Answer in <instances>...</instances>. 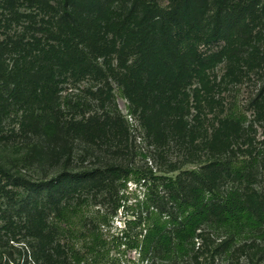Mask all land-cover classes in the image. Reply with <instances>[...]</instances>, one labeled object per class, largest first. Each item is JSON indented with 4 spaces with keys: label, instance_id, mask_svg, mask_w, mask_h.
<instances>
[{
    "label": "trees",
    "instance_id": "trees-1",
    "mask_svg": "<svg viewBox=\"0 0 264 264\" xmlns=\"http://www.w3.org/2000/svg\"><path fill=\"white\" fill-rule=\"evenodd\" d=\"M158 1L0 0V29L16 24L35 31L40 22L46 33L28 40L16 32L0 36V137L14 114L15 135L33 143L13 163L36 176L0 164V264H117L115 241L137 249L147 264H207L230 258L242 241L264 243V183L256 186L252 153L241 158L234 142L175 175L140 173L126 160L129 123L117 104L107 108L104 101L114 97L115 81L150 140L165 139L183 123L187 130L191 108L202 110L201 68L210 59L195 48L185 50L194 38L184 41L181 30L226 39L219 55L231 42L244 49L241 54H252L264 42V0H168L165 7ZM85 79L103 81L97 97L102 110L90 113L89 103L63 96ZM198 83L200 89L192 88ZM260 97L263 106L264 91ZM183 112L184 120L170 126ZM224 113L221 127L240 131L245 117L226 105ZM79 143L87 157L98 147L110 156L76 170L75 162L87 159L76 156ZM58 166L62 170L49 178ZM132 179H153L157 190L145 193L137 218L111 235V217L126 207L121 191Z\"/></svg>",
    "mask_w": 264,
    "mask_h": 264
},
{
    "label": "rangeland",
    "instance_id": "rangeland-1",
    "mask_svg": "<svg viewBox=\"0 0 264 264\" xmlns=\"http://www.w3.org/2000/svg\"><path fill=\"white\" fill-rule=\"evenodd\" d=\"M237 1L239 5H242V1ZM158 2L164 7L169 5L168 0H159ZM235 12L239 13L240 8L235 9ZM39 19L40 17H38ZM35 27L38 29L42 25L39 22ZM252 28L255 30H253V33L258 31V26ZM37 29L35 30L36 33L35 31L25 30L13 24L10 28L0 29V36L5 38L6 35L15 34L16 32V34L20 33L28 40L32 36L31 34L38 36H42V34L46 35L42 30L38 29V31ZM179 30L181 29H176V31ZM185 31L190 33V29L186 27L181 30L182 34H184V41L187 37L189 40L194 38V40L185 45V50L188 51V49L195 48L203 55L206 54L210 59V63L207 65L208 68H201L202 74H205V87H202L203 90L201 92L203 94L199 97L202 110L195 108L194 104L189 115L186 116L185 110L181 114L182 117L180 115L171 119L172 121H170L169 125L175 126L183 121L186 116L188 124H190L187 130L184 129L185 123H183V126L169 129L170 133H168V137H165V139L150 140L144 128H140L139 119L129 113V101L122 96L117 88V84L113 81L111 85L115 89L111 92L115 93L114 97L105 98L104 101L107 108H114L115 104H117L119 111L127 119L131 128V137H129L130 156H127L126 160L132 161L140 173L148 172L152 169L155 175H175L180 169L196 168L205 164L211 158L224 153V150H228L235 142L237 149L234 150H237L236 153L241 158H248L249 152L253 154L252 156L256 157L255 160L259 170V181L256 186L259 187V184L264 183V115H261V110L264 107L263 100V106H259L260 93L264 91V54H259V51L264 50V42L257 43V50L252 54H241V51L244 49L237 48L238 42H231L232 46L230 49L219 55L218 53L221 48L229 45L226 39L212 40L208 34L203 32H191L187 36L185 35ZM194 36H196V40ZM48 42L56 41L49 40ZM186 74L189 73L187 72ZM102 85L103 81L85 79L75 87L68 86L67 90L63 91V96L68 95L70 99L89 103L88 108H90V113H94L102 110L97 98L99 96L98 88ZM196 86H198V89L201 88L199 83L192 86V88ZM209 96L214 97L217 101L209 103ZM259 97L260 99L257 102V98ZM104 101H102V107ZM192 102L195 103V100ZM225 105L228 108L234 107L245 117V123L241 125L240 131L233 130L227 125L221 127L219 120L225 115ZM197 114H200L198 116L200 119H197ZM15 118L14 114H12L6 120L4 137H0V164L10 163L14 171H21L27 175H32L34 174V169L31 170L29 167L23 165L18 166V162L17 164L13 163L18 157L29 152V146L33 143L32 140L28 139L22 141V138H18L15 135L18 130V126H15ZM218 127L221 128L220 130L218 129L216 137L212 139L211 133L217 130L216 128ZM14 129L16 131H13ZM11 130L13 135H11ZM227 135L231 137H225ZM232 136H238V138H232ZM228 138H232L231 144L228 142ZM156 141L160 142L156 143ZM83 148L84 145L79 143L76 153L77 157L82 158L86 156ZM109 156L110 153L107 149L98 147L97 151L89 153L88 157L86 156L87 159H84V161H76L75 168L77 170L87 165H99L106 162ZM175 168L177 170H174ZM61 170V166L50 168L49 178ZM32 176L36 178L35 175ZM126 184L127 187L121 191V194H125L122 202L126 207H122L111 217V235L117 234L121 229H124L126 220H135L137 218L140 212L138 202L144 199L145 193H155L157 190L156 182L153 179L148 181V183H144V180L136 182L132 179ZM110 204L112 205L111 202ZM95 208H98V206ZM137 230L138 228L134 229L133 233ZM246 242L251 241L239 243L237 246H244L230 258L216 257L215 260H208L209 263L207 264H264V243L258 241L256 242L257 245H254ZM111 252L114 257L118 258L117 264H147V262L141 260L137 249L129 248L124 244L120 245L118 241H115L112 245Z\"/></svg>",
    "mask_w": 264,
    "mask_h": 264
}]
</instances>
